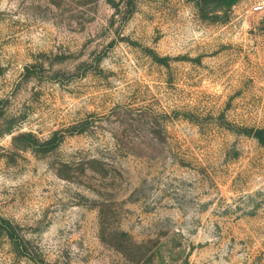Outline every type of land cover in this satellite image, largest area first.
<instances>
[{"label": "rangeland", "instance_id": "rangeland-1", "mask_svg": "<svg viewBox=\"0 0 264 264\" xmlns=\"http://www.w3.org/2000/svg\"><path fill=\"white\" fill-rule=\"evenodd\" d=\"M262 0H0V264H264Z\"/></svg>", "mask_w": 264, "mask_h": 264}, {"label": "built area", "instance_id": "built-area-1", "mask_svg": "<svg viewBox=\"0 0 264 264\" xmlns=\"http://www.w3.org/2000/svg\"><path fill=\"white\" fill-rule=\"evenodd\" d=\"M254 9L256 11H261V10H264V0H262L261 2H259L258 4H256L254 6Z\"/></svg>", "mask_w": 264, "mask_h": 264}]
</instances>
